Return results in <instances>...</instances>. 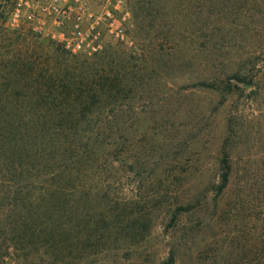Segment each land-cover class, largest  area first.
Segmentation results:
<instances>
[{
  "label": "rangeland",
  "instance_id": "obj_1",
  "mask_svg": "<svg viewBox=\"0 0 264 264\" xmlns=\"http://www.w3.org/2000/svg\"><path fill=\"white\" fill-rule=\"evenodd\" d=\"M175 4H153L168 14L156 34L144 14L149 28L138 29L131 0H0V264H163L172 248L177 264H255L244 247L264 239V76L262 89L232 95L199 84L233 75L251 56L259 65L246 67L259 75L264 0L212 5L199 22L194 8ZM79 34L86 47L126 59L132 91L100 114L110 124L68 139L50 131L38 148L30 62L37 46L43 61ZM226 148L256 184L251 213L231 222L233 196L215 202L212 191ZM42 150L56 155V180L43 174ZM125 228L141 235L116 233Z\"/></svg>",
  "mask_w": 264,
  "mask_h": 264
},
{
  "label": "trees",
  "instance_id": "obj_2",
  "mask_svg": "<svg viewBox=\"0 0 264 264\" xmlns=\"http://www.w3.org/2000/svg\"><path fill=\"white\" fill-rule=\"evenodd\" d=\"M131 1L132 7H134L133 12H135V7L140 12V14L135 16V20L138 21L136 26L139 30L145 29L144 27L149 28V25L143 26V20H139L141 14H144L147 22L150 20V29L156 31V34L160 29L164 28L163 21L167 19L168 14L154 13L152 6L154 7L153 4H155L156 0ZM163 1L166 7L172 4L173 6H177L175 4L176 2L184 1L190 8H194L193 12L199 22V20L206 19L205 17L210 16L212 5L226 4L233 0ZM241 1L247 2L248 0ZM199 31L196 33H199ZM63 46L65 48L62 49L60 47H54L53 45V50L48 52L49 57L47 56L43 61H41V54H39L40 47L37 46V52L35 53L37 54V60L36 62H30L33 65L31 77L35 81L31 92L35 98L33 105L38 115L31 121L35 137L33 146H38V148L42 146L43 138L50 131L55 132L58 138L65 136L68 139L69 136H78L80 133L93 132L94 127L100 122L110 124L113 121V117L109 115L107 118L99 120V117L101 118L100 114H110L117 107L118 103L120 104L122 102L120 100L127 99L132 91L128 81H131L135 76L129 78L131 72H128V63H126L125 58L116 61L113 57L114 53L104 52L102 54L103 51L100 49L96 52H78L85 55L84 58H78L75 56L78 53L68 49L65 43ZM252 59L253 57L251 56L239 66V69L233 75L224 77L213 76L211 79L200 82L199 86L224 95H232L238 90H243L244 92L255 88L262 89L260 83L261 78L264 76L262 70L264 64L259 66L260 70H258V74L261 75L254 76L250 71L251 68L249 70L246 67L249 65H259L257 62L252 61ZM2 109L0 106V111ZM94 114H97V117H94ZM68 141L69 143H73L70 140ZM50 144H54V140H51ZM68 153L70 154L69 157H73L77 162L83 161L84 159L70 149ZM22 154L21 152L19 155L20 158H22ZM52 155H46L44 152L43 155L39 154L44 163L42 165V169H45L43 170V174H48L51 179L56 180L63 175V171L59 175L52 170L50 164H48V157L50 158V162L53 161V157H56V155ZM220 156L218 182L213 184L212 191L216 194L215 202H218V199L225 198L228 195L230 197L233 196V200L227 204L228 210L224 211V214H231L230 218H228V222H231L237 215L246 214V212L251 213L256 184H254L251 168L248 166L238 170L234 168L231 152L227 148L221 152ZM59 168L63 170L66 166H59ZM69 168L70 166L66 168L65 173L66 175H70V181L72 178L70 174L72 169L69 170ZM236 172L239 175V181L235 184L233 175ZM37 176L35 174V177ZM216 205L218 206V203ZM191 210H194V208H188L185 211ZM139 228L141 229L142 227ZM137 231L139 232L137 228L130 230L125 228L116 233L124 236V238L136 239L137 236L141 235ZM244 248L246 249L244 258L248 257L249 254H253L256 260L255 264H264V239L257 240L254 246L251 245V247H248L246 245ZM177 262V252L172 248L163 264H177Z\"/></svg>",
  "mask_w": 264,
  "mask_h": 264
},
{
  "label": "built area",
  "instance_id": "obj_3",
  "mask_svg": "<svg viewBox=\"0 0 264 264\" xmlns=\"http://www.w3.org/2000/svg\"><path fill=\"white\" fill-rule=\"evenodd\" d=\"M116 35L117 36H123L119 32H116ZM77 38H78V42L76 44H70L68 42H65L67 48L71 49L75 53L86 52V51L96 52V51H98L100 49V45H98V44H88V46L86 47L84 45V42H83L81 34H79V37H77Z\"/></svg>",
  "mask_w": 264,
  "mask_h": 264
}]
</instances>
